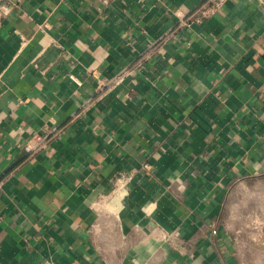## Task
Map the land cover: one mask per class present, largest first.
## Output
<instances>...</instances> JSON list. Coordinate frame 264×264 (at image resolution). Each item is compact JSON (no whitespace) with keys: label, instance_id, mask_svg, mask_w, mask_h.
Masks as SVG:
<instances>
[{"label":"crops","instance_id":"1","mask_svg":"<svg viewBox=\"0 0 264 264\" xmlns=\"http://www.w3.org/2000/svg\"><path fill=\"white\" fill-rule=\"evenodd\" d=\"M11 1L0 264H264L261 0Z\"/></svg>","mask_w":264,"mask_h":264},{"label":"built area","instance_id":"2","mask_svg":"<svg viewBox=\"0 0 264 264\" xmlns=\"http://www.w3.org/2000/svg\"><path fill=\"white\" fill-rule=\"evenodd\" d=\"M261 3L264 9V0H261ZM215 4L218 5L217 3ZM14 7H15V3L13 1L0 0V29L3 27L5 21L11 15ZM103 85H107V82L106 83L101 82V86ZM58 130H59L58 127H50V128H46V130L35 132L24 145V149L27 155L34 156L39 152L43 151L48 146L52 138L57 134ZM123 177L130 178L131 174L130 173L121 174L119 180L120 178Z\"/></svg>","mask_w":264,"mask_h":264}]
</instances>
